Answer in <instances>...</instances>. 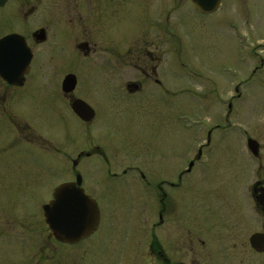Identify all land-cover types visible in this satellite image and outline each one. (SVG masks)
<instances>
[{
  "label": "rangeland",
  "instance_id": "374dc122",
  "mask_svg": "<svg viewBox=\"0 0 264 264\" xmlns=\"http://www.w3.org/2000/svg\"><path fill=\"white\" fill-rule=\"evenodd\" d=\"M73 2L11 0L0 10V36L17 31L31 46L32 33L40 28H48L49 36L46 45L35 48L33 76L44 83L43 91L36 90L38 99L26 95L25 107L12 100L7 105L27 111L7 114L28 135L16 143H30L24 153L13 149V157L0 165V264H153L151 175L158 173L156 169L166 172L167 167L177 184L175 175L186 167L190 143L201 140L203 134L200 128L187 129V124L197 121L210 127L227 112H233V127L221 136L214 133L215 140L222 139L221 149L201 167L200 181L191 176L185 179L187 188L174 187L173 233L162 247L173 254V264H182L186 237L205 231L210 243L217 231L220 257L216 264H264V255L250 253L242 242L236 251L230 247L233 238L238 241L264 227L250 223L243 195L232 180L245 166L243 140L256 138L264 146V0H223L218 11L209 15L201 14L188 0L150 4L140 0L136 5V0ZM160 6L163 12L172 10L163 26L168 28L167 36L159 33ZM32 7L37 11L25 18ZM155 21L158 32L152 31ZM145 32L150 35L144 36ZM166 42L173 46L171 66ZM81 43H87L89 50L78 47ZM145 43L160 59L157 78L163 82L162 90L155 86L151 69L146 76L142 69L119 67L116 62L126 59L128 49ZM69 73L78 78L74 95L97 110L92 122L67 112L62 96L56 99L54 89ZM129 81L143 82V89L128 94L125 84ZM166 90L167 99L160 96ZM46 99L60 112H44ZM185 114L191 122L182 118ZM0 141V147L4 146L1 128ZM53 147L60 149L59 163ZM105 151L112 172L130 168L136 176L125 183L105 179ZM167 151L170 154L165 155ZM80 152L93 154L79 159L73 168ZM166 161L171 164L166 166ZM138 172L148 180H140ZM76 173L83 176L86 193L98 201L102 219L92 236L69 245L54 238L43 205L53 199L55 188L74 181ZM134 191L140 195L135 202L130 196ZM134 204L141 206L138 212ZM132 216L136 223L129 226ZM220 249L228 254L221 256Z\"/></svg>",
  "mask_w": 264,
  "mask_h": 264
},
{
  "label": "flooded vegetation",
  "instance_id": "af4514ba",
  "mask_svg": "<svg viewBox=\"0 0 264 264\" xmlns=\"http://www.w3.org/2000/svg\"><path fill=\"white\" fill-rule=\"evenodd\" d=\"M139 1L140 0H136V2H134L133 4L136 5L139 3ZM152 1L153 0H149V1L145 0L146 4H150L152 3ZM188 1L190 2L191 0H188ZM9 3H11V0H6V2L2 6L0 5V10L7 8ZM73 3H75L76 5L80 3L86 4L87 0H74ZM124 3H125V0H121L119 4H124ZM163 8L164 7L161 8L162 11L160 12V15H159V21H163L166 23L164 24L163 22H160V25L162 27L167 24L168 20H170L169 18L172 15V10L163 12ZM12 10H11L10 15L14 14ZM36 11H37V7H34V8L32 7L28 12L24 13V17L27 18L30 15L34 14ZM157 26H158L157 21H155V23H153L152 31L158 32ZM162 27L159 29L160 35L164 34L167 36L168 28L167 27L162 28ZM42 31L45 36L41 39V38H38V36ZM11 34H18L25 38L26 44L31 51L32 57H31V62L29 64V69L25 73V76L22 79H20L19 82H15L17 80L15 78L5 79L4 77L0 75V128H1V132L5 134V144L4 146L0 147V150H1L0 151V161H3V162H0V165L5 163L6 160L8 161L10 158L13 157V154L16 151L13 149L20 148L22 151H18V153L19 152L24 153L23 148L25 147L28 148V144L30 143L29 141L24 143L23 145L25 146L23 145L20 146L19 142L16 143V141H18L20 138L23 139L24 136L28 138V135H27V132H25L23 129L20 131L18 124L15 125L14 120L7 114V112H27V111L22 108H18V109L8 108L7 105L12 100V102L13 101L18 102L19 103L18 105H20L21 107L22 106L25 107V105H27L26 104L27 100L25 96L30 93H31L30 95H32L34 99H38V97L36 96L39 94V92H37L36 90H40V92L43 91L45 85L43 82L40 81L41 79L39 77L33 76L35 74V61L37 59L35 48L37 49L43 45H46L49 40L48 28L46 27L40 28L39 30L32 33V40L34 42L33 46L30 45L29 39H27L24 35L20 34L17 31H10L8 33H5L0 36V39L8 35H11ZM146 34L150 35V33L145 32L144 36ZM155 36L157 37V35ZM150 45L151 44L149 43H145V44H140L139 48L136 47V49H128V56H125L126 59L118 60L116 62L118 63L119 67L127 65L130 67L142 69L143 74L146 76H148L149 74L148 70L151 69L155 77L153 79V82L158 89H161V88H164L163 82L159 78H157V69L160 63V59L157 57V55L153 51H151V49L149 48ZM165 46L168 50L167 53L170 54L171 60L169 62V65L171 66L173 62V59H172L173 46L172 44H169L167 42ZM78 47L84 50H89V46L87 43H81L80 45L78 44ZM128 58L129 60H127ZM104 64H105V61H104ZM69 74H73V73H69ZM66 76L64 77L63 81L59 84V86H57L54 89V93L56 91L57 100L59 99L62 100L61 96L64 98L65 106L67 107L66 108L67 112L68 110H70L71 112L74 113V115L77 118H79L72 108L74 101L77 99H81L74 95V92L76 91L78 87V78H77V85L75 89H73L72 91L66 92L63 89V82ZM143 86H144V83L141 81H134V82L129 81V82H126L125 84V90L128 94L132 95V94H136L140 92L143 89ZM160 94L162 98L167 99L166 97L169 95V92L168 90H166L165 92L160 91ZM40 102H43V98L41 99ZM44 104H46V108L43 109L44 112H60L59 108H56V106L51 103V100L46 99L44 101ZM89 105L95 111V116L91 121H88L86 123L92 122L97 116V110L91 104ZM232 113L233 112H227L226 115L224 116V119H222L220 116L218 122H216L215 125L210 126V127L209 125L205 127L203 125L202 127L201 125H199L200 123L197 121L191 122L189 115H186V114L182 115V118L184 120L186 119L188 123L191 122L190 124H187V129L200 128L203 134L201 135V140H196L190 143L188 150L185 153L186 167L182 168L181 172H178L175 175L177 178V182H178L177 184H175L173 180L174 174L171 172V169H168L167 167L165 169L166 172H163L161 169H156L158 173L152 174L151 180H150L151 182H148V185H150L152 188V192L150 196L151 197L150 199L151 222L149 225V232H150V239H151L150 245H151V251H152V258L154 260L153 264H173V260H174L173 254L172 253L169 254L167 250H165L162 247V241L166 239L168 234L172 235L173 233L172 225L174 221V216H173L172 204L174 203V194H173L174 187L181 188L182 190L184 188H187L188 184L187 185L185 184V179L191 176H193V178H196L197 181H200V177H202L201 167L207 163V161L209 160V156L211 154L215 152L218 153L219 150L221 149L222 139L220 137L218 140H215L214 133L218 132L219 135L221 136L223 135V132L225 131L228 132L233 127V124L230 121V116L232 115ZM168 115L172 118L171 112H169ZM3 118L4 120L2 122ZM79 120L81 119L79 118ZM224 122H227L228 124L224 125ZM205 130L207 132L206 136H204ZM41 137L42 136H40V138ZM250 139H254L256 141L257 148L255 149L251 148L249 144ZM43 140L48 141V139L47 140L43 139ZM2 142L3 141H0V143ZM42 143L44 146L46 145V142L42 141ZM243 148H244L245 159H246L244 161L245 164L243 163L245 166L240 168L241 173L236 174V176H234V179L232 180H235L234 181L235 186L238 184L237 187L239 188V191L243 195V198L245 201V209H246V212H248L249 214L250 223L252 224L255 221L264 226V146H263V143H261L258 139L247 137L246 140H243ZM99 150L100 148L97 147L96 152ZM92 154L93 153L91 152H80L78 154L77 159H75L72 163L73 168H77L79 164V159H81L84 156L91 157ZM168 154H170V151L165 152V155H168ZM59 155H60V149L57 147H53V156L55 159H57L58 163L60 161ZM104 157H105V179L112 180V181L118 180L120 181V183L124 181L123 183H125V181H128L131 175L136 176V175L130 174V168L123 169L121 173L112 172L110 156L108 153H106V151H105ZM167 158H169V156H167L165 159L168 160ZM169 164H171V162L169 163L166 161V166H168ZM167 169L169 172L167 171ZM138 173H139L138 176L140 177L139 178L140 180L142 181L148 180L147 175L145 173L143 172H138ZM78 175H81V174L76 173L75 180L77 179ZM81 177L83 179L82 175ZM239 182L241 183L244 182V183L241 185ZM192 184H195V182H193ZM107 193L109 194V190L107 191ZM107 193L105 195H107ZM130 196H131L132 201L135 202V200L137 201V197H139L140 195L137 191H134V193H132ZM135 204L133 205L134 206L133 210L134 212L135 211L138 212L137 208H141V206H138ZM133 217L135 216H132L131 219L130 218L128 219L130 220V222H128L129 226H131L133 222L136 223ZM261 228L256 230L255 232L251 231L247 233L245 236L242 237L243 239L241 238L238 241H236V239L233 238V241L230 244L231 250L236 251L237 245L239 244V241H240L243 243V245H245V250L250 251V253L264 255V249L260 251L256 249L251 243V237L255 233L264 234V227H261ZM210 233L211 231L208 230V234ZM216 233L217 235H219L217 231ZM204 234H205V231H202L200 234L196 236L186 237L185 242L182 247V251L185 252L184 258L186 260L181 262L182 264H206V263L216 264V260L218 259L217 256H219L218 254L219 244L216 241L217 235L215 234V231H214L213 238L211 236L210 243H208V239L204 237ZM223 249L225 252L227 251V248L224 247ZM224 251L220 249L221 256L228 254V252L225 254ZM191 255L195 257L190 258ZM230 255L233 256L235 255V253L234 252L230 253Z\"/></svg>",
  "mask_w": 264,
  "mask_h": 264
},
{
  "label": "water",
  "instance_id": "95a60500",
  "mask_svg": "<svg viewBox=\"0 0 264 264\" xmlns=\"http://www.w3.org/2000/svg\"><path fill=\"white\" fill-rule=\"evenodd\" d=\"M6 0H0L2 6ZM196 8L202 13H214L222 0H192ZM43 31L38 38H43ZM31 51L25 38L18 34L8 35L0 40V75L5 79L15 78L19 82L25 76L31 62ZM77 85V77L74 74L66 76L63 89L72 91ZM75 113L85 122L91 121L95 116L93 108L81 99L74 101L72 105ZM251 148H257L254 139L249 140ZM82 177L77 176L75 182L60 185L54 191L53 199L43 206L46 222L54 236L69 244H76L90 237L98 230L101 213L94 198L87 194L82 187ZM77 193L79 199H70L68 191ZM63 197V198H62ZM251 243L258 250L264 249V234L255 233L251 237Z\"/></svg>",
  "mask_w": 264,
  "mask_h": 264
},
{
  "label": "snow or ice",
  "instance_id": "6c2138e0",
  "mask_svg": "<svg viewBox=\"0 0 264 264\" xmlns=\"http://www.w3.org/2000/svg\"><path fill=\"white\" fill-rule=\"evenodd\" d=\"M67 196L70 198V199H79V196H78V194L77 193H74V192H72V191H68L67 192ZM63 198V197H62Z\"/></svg>",
  "mask_w": 264,
  "mask_h": 264
}]
</instances>
